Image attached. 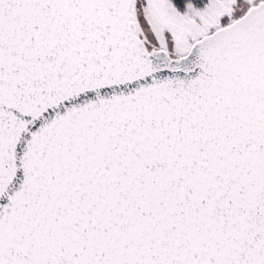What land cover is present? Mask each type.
Segmentation results:
<instances>
[{
	"label": "snow or ice",
	"instance_id": "snow-or-ice-1",
	"mask_svg": "<svg viewBox=\"0 0 264 264\" xmlns=\"http://www.w3.org/2000/svg\"><path fill=\"white\" fill-rule=\"evenodd\" d=\"M0 264H264V0H0Z\"/></svg>",
	"mask_w": 264,
	"mask_h": 264
}]
</instances>
